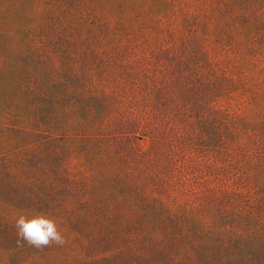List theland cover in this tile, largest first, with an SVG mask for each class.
<instances>
[{
  "label": "trees",
  "instance_id": "obj_1",
  "mask_svg": "<svg viewBox=\"0 0 264 264\" xmlns=\"http://www.w3.org/2000/svg\"><path fill=\"white\" fill-rule=\"evenodd\" d=\"M195 31L131 60L111 53L115 66H67L61 52L55 65L36 63V50L16 71L0 58V200L49 213L67 240L22 242L23 260L60 251L67 260L112 253L195 264L193 247L209 240L264 250V188L245 166L264 155L259 124L230 110L240 79L214 64L223 52L197 44ZM137 134L151 138L149 150L133 148ZM71 156L90 175L69 176Z\"/></svg>",
  "mask_w": 264,
  "mask_h": 264
},
{
  "label": "rangeland",
  "instance_id": "obj_2",
  "mask_svg": "<svg viewBox=\"0 0 264 264\" xmlns=\"http://www.w3.org/2000/svg\"><path fill=\"white\" fill-rule=\"evenodd\" d=\"M189 27L196 30L197 44L206 42L223 52L216 53L214 64L221 63L244 89L230 110L258 123L264 140V0H0V58L16 71L18 60L31 66L36 50V63L55 65L61 62L56 56L61 52L66 56L62 62L77 68L89 66L84 62L107 60L115 66L111 53L117 62L150 55L170 36L169 43L185 35ZM70 34L79 40L75 49L66 46ZM82 52L88 54L82 57ZM131 142L141 152L152 144L145 134H137ZM245 166L264 188V155L246 157ZM65 168L74 178L90 175L78 156L67 158ZM92 177L97 179V175ZM4 179L0 178V193L8 188ZM16 206L0 200V264H144L135 256L112 253L67 260L60 251L36 253L23 260L15 228L22 211ZM193 258L195 264H264V250L239 240L231 244L209 240L193 247Z\"/></svg>",
  "mask_w": 264,
  "mask_h": 264
},
{
  "label": "clouds",
  "instance_id": "obj_3",
  "mask_svg": "<svg viewBox=\"0 0 264 264\" xmlns=\"http://www.w3.org/2000/svg\"><path fill=\"white\" fill-rule=\"evenodd\" d=\"M15 228L18 236L17 243L21 246V241L38 249L53 244L63 246L67 243L57 219L43 211L20 214L15 219Z\"/></svg>",
  "mask_w": 264,
  "mask_h": 264
}]
</instances>
